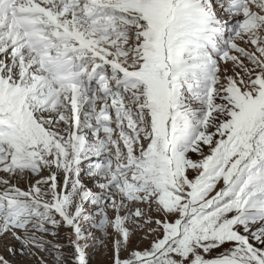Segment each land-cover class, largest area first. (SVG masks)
Segmentation results:
<instances>
[{
	"label": "snow or ice",
	"instance_id": "1",
	"mask_svg": "<svg viewBox=\"0 0 264 264\" xmlns=\"http://www.w3.org/2000/svg\"><path fill=\"white\" fill-rule=\"evenodd\" d=\"M98 245L264 264V0H0V264Z\"/></svg>",
	"mask_w": 264,
	"mask_h": 264
},
{
	"label": "rangeland",
	"instance_id": "2",
	"mask_svg": "<svg viewBox=\"0 0 264 264\" xmlns=\"http://www.w3.org/2000/svg\"><path fill=\"white\" fill-rule=\"evenodd\" d=\"M207 152V149H205ZM193 158H196L195 156ZM63 236V234H62ZM136 242V241H134ZM3 252V247L0 246V253ZM89 264H108L109 252L105 250L102 246H96L89 250ZM25 260L28 264H34L33 258L27 257Z\"/></svg>",
	"mask_w": 264,
	"mask_h": 264
}]
</instances>
